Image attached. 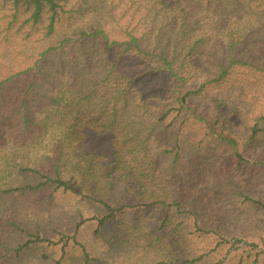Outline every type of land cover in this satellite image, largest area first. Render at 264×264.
I'll return each mask as SVG.
<instances>
[{
	"label": "trees",
	"instance_id": "16d2710c",
	"mask_svg": "<svg viewBox=\"0 0 264 264\" xmlns=\"http://www.w3.org/2000/svg\"><path fill=\"white\" fill-rule=\"evenodd\" d=\"M121 4L122 0H0V46L8 61L13 46H23L27 57L20 70H13L12 63L0 70V154L6 158L2 198L22 191L11 187L25 171L19 162L22 140L50 128L55 140L65 142L90 129L112 134L115 146L121 143L129 153L135 169L128 167L127 181L139 182L150 197V187H157L161 196L155 204L168 205V196L180 208L171 186L179 184L175 172L193 141L180 128L173 133L174 119L165 122L175 112L174 118L183 117L181 126L190 120L203 128L204 138L196 143L203 164L220 149H228L239 167L252 159L264 178V148L257 140L264 133V115L244 130L235 120L239 103H233V96L244 103L246 71L264 69V0H176L174 6L164 0H128L127 6L135 9L132 18L142 13L140 23L148 32L139 34V25L130 22L119 31L123 39L118 40L106 26L119 24ZM170 26L174 34L165 32ZM161 32L164 39L158 40ZM166 35L173 39L165 41ZM114 51L168 73L175 84L169 96L159 104L149 103L136 80L120 74L110 57ZM85 171L83 188L94 177ZM56 172V181L45 176L46 184L70 189L57 167ZM190 190L186 185L179 193L187 199ZM263 197L246 196V201L264 213ZM10 211L17 218L21 209ZM10 226L20 229L19 222ZM173 231L180 232L179 244L185 245L188 236L183 229ZM252 247L258 249L256 243ZM63 254L65 261L75 258L66 248ZM185 257L189 259L182 264L197 262L192 255ZM245 264H264V250L254 258L247 255Z\"/></svg>",
	"mask_w": 264,
	"mask_h": 264
},
{
	"label": "rangeland",
	"instance_id": "374dc122",
	"mask_svg": "<svg viewBox=\"0 0 264 264\" xmlns=\"http://www.w3.org/2000/svg\"><path fill=\"white\" fill-rule=\"evenodd\" d=\"M164 1L174 6L176 0ZM127 5L128 0H122L118 25L103 24L118 40L123 39L119 31L130 22L139 25V34L148 32L140 23L143 14L132 18L135 9ZM171 29L165 28V32ZM165 32L157 39L163 40ZM166 36L165 41L173 39ZM21 47L13 46L8 61L0 46V70L10 63L13 70L22 68L27 57ZM110 57L121 75L136 80L137 89L149 103L159 104L175 86L168 73L156 71L138 57L115 51ZM248 72L244 103L233 96V103H239L235 120L244 130L264 115V69ZM176 114L165 122L174 119L173 133L180 128L193 141L189 149L185 148L183 162L175 172L179 184L171 186L180 208L168 196V205L155 204L161 196L157 187H150L154 193L150 197L139 182L127 181L128 167L135 169V165L121 143L115 146L110 133L84 129L79 139L63 142L55 140L49 128L48 133L38 131L33 138L22 140L25 147L19 162L25 171L11 186L22 191L4 198L0 191V264H182L189 259L187 255L197 260L195 264H245L247 255L254 258L263 251L264 213L246 201V196H264L259 166L249 159L247 166L239 167L228 149H220L207 165L203 164L196 145L204 138L203 128L189 120L185 126L190 129L186 130L180 125L182 115L174 118ZM261 125L264 128V122ZM257 140L264 148V133ZM117 151L122 152L118 155ZM189 157L196 158L198 166L191 164ZM5 163L0 154V190L5 186ZM56 167L70 189L58 187V183L46 184L45 176L56 181ZM84 169L94 177L86 180L83 188ZM186 185L191 188L187 199L179 193ZM15 207L21 209L17 218L10 211ZM12 222H19L20 229L10 226ZM176 227L188 236L185 245L179 244L180 232L173 231ZM38 238L41 241H36ZM254 243L258 249L252 247ZM63 248L72 250L75 258L63 260Z\"/></svg>",
	"mask_w": 264,
	"mask_h": 264
}]
</instances>
